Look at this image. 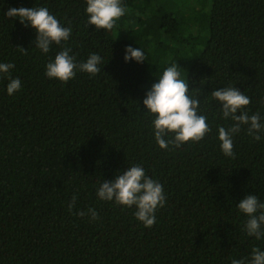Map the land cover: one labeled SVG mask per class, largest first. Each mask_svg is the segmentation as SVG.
I'll use <instances>...</instances> for the list:
<instances>
[{"label":"trees","instance_id":"trees-1","mask_svg":"<svg viewBox=\"0 0 264 264\" xmlns=\"http://www.w3.org/2000/svg\"><path fill=\"white\" fill-rule=\"evenodd\" d=\"M47 7L72 36L47 54L9 8ZM111 35L87 25L85 0H0V61L13 62L22 87L14 96L0 77V264H231L253 247L236 204L264 202V140L242 130L234 157L217 140L213 89L236 86L264 115V0H124ZM147 62L125 63L126 46ZM77 60L104 59L95 76L49 80L45 65L62 47ZM23 48L26 52H24ZM172 62L190 91L199 90L211 126L200 142L160 149L143 99ZM141 164L164 187L167 203L144 227L134 209L99 201L101 180ZM76 196L71 212L68 204ZM95 208L100 220L78 213Z\"/></svg>","mask_w":264,"mask_h":264},{"label":"clouds","instance_id":"clouds-1","mask_svg":"<svg viewBox=\"0 0 264 264\" xmlns=\"http://www.w3.org/2000/svg\"><path fill=\"white\" fill-rule=\"evenodd\" d=\"M86 23L96 30H113L117 22L126 14L124 0H85ZM6 16L18 19L25 27L35 31V49L42 54L50 52L53 44L67 45L72 28L65 26L47 7H11ZM24 52H26L23 48ZM103 57L99 53H90L85 60H77L70 47L64 46L49 59L44 75L49 80L67 83L75 79L77 73L95 76L101 71ZM125 63L147 62L143 48L128 45L124 49ZM15 68L13 62L0 61V77L7 79L5 91L14 96L21 90L22 81L11 75ZM177 62L165 67L156 82L146 92L143 99L145 114L152 117L151 131L157 146L162 150L180 148L189 142H200L211 132L208 117L201 107L199 90L190 91V81L181 77ZM208 98L214 102L218 118L229 122L227 126H217V140L225 157H234V138L242 130L254 142L264 140V115L260 111L250 113L251 97L231 84L212 90ZM99 201L113 203L122 208L134 209L135 219L144 227L151 228L157 221L156 213L165 207L167 197L163 185L158 179L149 176L141 164H131L118 172L114 179L101 180L95 191ZM77 197L73 196L68 204L69 212L75 207ZM239 214L246 217L241 231L257 241L264 240V202L256 194H247L236 204ZM78 215L87 216L90 221L100 220L95 208L80 211ZM231 264H264V249L253 247L247 257L231 258Z\"/></svg>","mask_w":264,"mask_h":264},{"label":"rangeland","instance_id":"rangeland-1","mask_svg":"<svg viewBox=\"0 0 264 264\" xmlns=\"http://www.w3.org/2000/svg\"><path fill=\"white\" fill-rule=\"evenodd\" d=\"M107 33H108V35H111V31H108Z\"/></svg>","mask_w":264,"mask_h":264}]
</instances>
